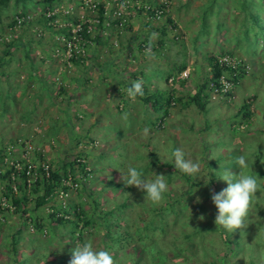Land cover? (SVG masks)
<instances>
[{
  "label": "rangeland",
  "instance_id": "1",
  "mask_svg": "<svg viewBox=\"0 0 264 264\" xmlns=\"http://www.w3.org/2000/svg\"><path fill=\"white\" fill-rule=\"evenodd\" d=\"M42 1L35 0L38 5L26 3L23 9L10 0L7 8L0 9V169L9 164L3 161L2 153L19 138L31 137L34 144L43 150V159L50 162L53 168L65 164L77 154L84 155L85 165L93 177L90 179V174L87 179L81 178L78 190L70 193L65 204H79L91 224L81 230L78 238L77 233L72 234L70 215H66L68 219L62 223L57 222L66 211L60 208L58 197H51L47 205L36 208L37 195L27 196L22 190L13 195L7 193L5 198L12 210L3 214L4 225L0 227V264H69L72 248L81 243L105 249L108 239L103 222L112 224L111 232L128 239L124 242L125 246H117L120 252L116 263L131 264L126 261L129 256L136 258L137 251L147 250L156 240L166 257L165 264H248L247 260L252 257L256 264H264V243L260 242V239L264 241V190L261 189L264 180L260 181L262 186L255 193L247 221L251 222L249 227L242 226L234 233L215 225L216 209L210 198L226 187L215 173L219 167L240 171L234 169L236 156L244 154L253 161V173L259 168L264 169V142H259L261 137L264 140V134L258 131L264 127V118H261L263 105L259 104L264 103V40L259 39L252 46L236 41L242 35V26L248 23L245 21L247 5L243 4L244 0H216L212 4L211 0H169V15L185 31L186 41L174 43L164 40L159 44L158 32H150L145 36L154 49L150 55L143 53V57L131 45L121 55L114 51L107 55L87 52L84 58L78 57V62L74 64L76 67L70 69L66 66L68 58L64 42L59 39L61 36L47 28V21L41 20L44 17L40 18L47 6ZM245 2L249 4V10L261 14L264 20V1ZM73 3H76L75 0H56L48 6H62H59V12L67 16L64 10L71 8ZM20 15L28 16L29 21L26 17L24 21L16 19ZM78 16L84 18L81 12ZM66 22V18L61 16L58 23L50 27L58 29V25ZM157 24L158 21L150 27L157 28ZM138 25L140 30L143 23ZM254 32L250 31L248 36L252 38ZM194 38H197L195 45ZM12 40L18 42V46L3 55L6 44ZM156 47H159L157 51ZM193 47L198 55H195ZM220 47L223 52L236 53L248 61L249 74L236 88V101L231 106L218 103V106L207 104L200 108L189 99L202 82L205 64L201 60L205 53L222 52ZM93 49L98 52V49ZM105 59L111 61L110 70L121 72L124 77L151 66V75L144 73L143 81L148 95L163 89V79L177 72L181 65L189 68L186 81L174 83L172 87L176 90L175 96L182 101L170 108L161 129L151 127L155 117L150 103L145 105L136 97H129L124 85H113L114 80L110 77L103 79L107 88H102L98 80L103 74L94 66ZM80 60L82 63H79ZM58 75L61 78L57 77V81L66 87L65 93L70 96V101L63 100V94L51 100L49 92L28 88L39 79H51ZM73 79H79V83L75 85ZM127 80L131 81L130 78ZM256 91L260 96L249 108L253 114L251 120L241 115L233 120L240 111V102L248 100ZM12 98V106H8L7 99ZM67 102L73 104L68 113L72 117L67 116L65 111ZM145 110L150 111L149 114L152 112V118ZM2 111H5L3 115ZM21 116L31 124L21 125L24 121ZM249 121L253 128L247 129L245 124ZM70 123L73 124L71 130L74 135L68 132ZM40 125L45 126L48 132L41 135L35 133L37 128L45 131L44 127H37ZM230 131L232 137L229 138ZM248 133L256 137L252 139L253 145L245 140V136L252 137ZM77 137L80 138L78 142ZM226 143L228 148L224 147ZM241 143L244 144L239 145ZM174 147L182 148L186 158L200 162V178L186 175L174 167V161L170 159ZM119 164L123 167L117 168ZM129 164L138 167L149 179L154 178L151 172L165 176L168 190L162 200L153 203L143 194L139 197L143 192L133 186L116 187L123 184L120 173ZM4 184L6 181H0V186ZM191 185L192 188H189ZM12 199L19 202L20 207L15 206ZM94 202L98 207L93 208ZM125 202H131L132 207L117 211ZM168 204H174L177 221L174 214L167 212L168 226L164 232L154 235L148 232L145 236L144 225L152 220L154 223L160 221V213L164 215L168 210L161 209L169 208ZM110 211L112 215L108 213ZM226 237L230 240L242 238L245 244L241 245V249L245 257L242 253L238 256L231 251L234 246L223 242ZM178 251L177 257L174 256Z\"/></svg>",
  "mask_w": 264,
  "mask_h": 264
},
{
  "label": "clouds",
  "instance_id": "2",
  "mask_svg": "<svg viewBox=\"0 0 264 264\" xmlns=\"http://www.w3.org/2000/svg\"><path fill=\"white\" fill-rule=\"evenodd\" d=\"M89 1L93 2L97 7L95 13H96V20H98V23L94 25V27L90 33H86V27L88 26V24L86 22H88V20L91 18V13L86 8V5H87V3H89ZM104 1H108V0H78V1L75 0L76 3L75 4L73 3L74 5H72L71 8L64 10V11H66L65 13L67 16H65V14H63L62 12H59V10H60L59 6L60 5L59 6L53 5V7H51V8H50V6H48V7L45 6L46 7L45 10H43V12H41L42 16H40V18L44 17L41 20L47 21V28L50 30H53L56 35H58V36L60 35L61 38L67 39V38H69V36L73 35L72 29L74 28V25L77 24L78 22H82V27L84 28V30L81 32H78L76 34L81 35V37H82V35H86L88 38H90V40H89L88 38L84 39L82 37L85 41L84 52H83V54L78 53L77 54L78 56L75 55V57L70 59V61H67V62H70L69 67L66 64V66L69 69L72 66H75L74 64L78 62V57L84 58L85 53H87V52H89V54L91 52L96 53V54L102 52V53H105V55H107L110 51H114L116 54H119V55L123 54V52L125 50L123 52H121V46L125 40V36H123L122 33H126L123 30L126 29L128 26H131L130 32L131 33L134 32L133 30H135V32H137V28L139 30L138 23H140V24L143 23V26L140 29V31H143V30L149 31L150 30L149 33L150 32L151 33L152 32H156V33L158 32L157 37H159V39H160L159 44H162L164 40L172 41L174 43H177V42L183 43L184 41H186L185 31H183L182 28L177 26V24L175 22H173L172 18L169 15V9H170V4H169L170 1L169 0H154V1H152V0H129L128 8L122 14L121 19H116L115 17L110 15L111 14V8H108L106 10L107 13L104 14V11H105ZM108 2H110V1H108ZM60 7L62 8V6H60ZM66 8H68V7H66ZM74 9H76L77 11L74 12ZM68 10H69V12H68ZM51 12L55 13V15H54L55 18L53 19L52 24L49 23L51 21V18L48 19L46 17V13H51ZM77 12L83 13L84 18L82 16L80 18V16H78ZM157 15H159V17H156ZM61 16L63 18H66L67 22L58 25L59 26L58 29L51 28L50 25L54 26L55 25L54 23H58V19ZM24 17H26V21H29V18H27L28 16H21L20 15L19 17H16V19L21 18V20H23ZM162 20H164V21L162 22ZM169 20L171 21L170 23H169ZM157 21H158L157 28L150 27L151 24H154ZM18 23H21L20 20H18ZM135 25L137 26L136 29L133 28ZM148 26H149V28H147ZM61 29L63 30V34L59 33V31H58ZM153 35H155V34H153ZM59 39H60V37H59ZM195 39L196 38H194V40ZM147 40H148V38H146L145 36L142 37V35L140 34V37L135 38L133 40V42H131V44H129V45L133 46L136 49L137 53H140L142 56H143V53L146 55H150L154 49L149 46L150 43H148ZM194 40H193V45H195ZM129 45H127L126 48ZM93 48L98 49V52ZM158 48L159 47H156L155 50L157 51ZM64 49H65V45H64ZM193 49H194V53H196L195 55H198L199 52L194 47H193ZM220 49L222 50L221 47H220ZM207 54H213L217 68L221 71L220 75H222L223 72H230V73L234 74V79L232 81L233 87L229 91V93L231 92L233 99L236 98V91H237L236 88L240 87L239 85H240V83H242L244 81L243 79L246 77V74H249L250 68L248 65V61L243 60L244 58H241L236 53L233 54L231 52H223V50H222V52L218 51L215 53V51H213V52L205 53L204 59L201 60L205 64V72H204V75L202 77V82L198 86L197 90L194 92L193 96L196 93L203 90L201 93V98H202V101L204 102L203 104H205V105H207V104L213 105L214 104V105L218 106V103H220L222 106H231L233 103H235V102H233V100H230L228 102L224 101L226 99L224 94L227 92L218 93L216 95L213 94V91H212L213 87H211V84L215 83L217 78L220 75L215 77L214 79H212L213 68L211 67L209 62L205 59L207 57ZM246 55H247V53H246ZM143 57H145V56H143ZM223 57H228L230 59H233L235 62H237L236 69L232 70V69L220 68L218 65L219 64L218 60L220 58H223ZM134 59L136 62V57ZM96 60L98 61L99 59L97 58ZM105 60H103L102 62H98L97 64H99L101 66H103V64H110V67H111L112 66L110 63L111 61L108 59H105ZM79 63H82V60H80ZM118 63H120V61H118ZM137 63H139V62H137ZM182 66H184V65H182ZM149 68H151V66H149L148 69H146V70L141 68V70H139L136 73L142 72L141 74L145 73V74L151 75V69L152 68L151 69H149ZM136 69H138V68H136ZM189 73H190L189 68L184 67L180 71L177 70V72H174L173 74H169L165 79H163L165 82L164 88L163 89L161 88V90H157V91L164 92L166 94V96L168 94V95L173 96L174 98H178L174 94V92L176 90H174V88H172V87H173L174 83L186 81L185 79L188 78ZM57 77L59 79L61 78L60 75H58V76L52 77L51 79H39V81L34 82V84L30 85V87L28 86V88L32 89L34 87L36 89L35 91H41L42 93L49 92L51 94V100H52V98H54V96L56 97L59 94H63V96H64L63 100L70 101L68 99V98H70V96L68 97V95H66V93H65V92H67V90L65 89L66 87L64 86V84L62 85L61 83H59V81H57ZM135 77L137 78V80L133 81L130 84V86L127 87V94L131 98H135L137 96H142L143 91L146 92L145 88L143 87V80L140 79V74L136 75ZM207 78H208L207 87H205L203 89L205 79H207ZM75 85H77L76 82H75ZM156 86H158V82H156ZM145 95H148L147 92L145 93ZM193 96H191V97H193ZM13 98L11 100L7 99L9 101L8 106L9 105L12 106ZM258 99H256V100H258ZM63 100H61V101H63ZM191 102L196 105V103L194 101H191ZM201 103L202 102H199L198 104H201ZM261 103L263 105L261 118H264V103L263 102H261ZM175 104H176V102L171 101L170 105H168L169 107H165V108L163 107L160 109L158 108L157 112H155L153 110V108L150 107L153 110V113L152 112L151 113L153 114V117H155V120L152 122L151 127L161 129L164 126L165 118L168 116L170 108L172 106H174ZM72 107H73L72 102H67V105L65 107V111L67 113V116L72 117V115L68 114ZM6 109H8V108L6 107ZM165 109H167V114H166V116H163V111ZM145 111H146V113H148L149 117H151V113L149 114L150 111L149 112H147V110H145ZM21 118L24 119V121L21 122V125L28 123L27 118H24L23 116H21ZM251 118H250V120H251ZM233 119H234V117H233ZM71 122H72V120H71ZM28 124H31V123H28ZM72 125L70 123L67 128L72 129L73 128ZM37 127H44V129H45V131H41V128L40 129L37 128L35 130V133H37V134L40 133V135H41L43 133L48 132V130L46 129L45 126L40 125ZM241 128H243V127L241 126ZM245 128H247V129L253 128L250 121L245 124ZM258 131L261 132L262 134H264V127H260V129H258ZM85 136H87V135H85ZM249 136H252V135L249 134ZM41 137L43 138V136H41ZM250 138L253 140L256 139L255 136H252ZM19 140H20L21 144L25 141H29L34 146V148L40 149V146L39 145L36 146V144H34V142L32 141L31 137L30 138H19L16 141H14L12 144H9L7 146V147L15 146L18 154H14V156L17 158L20 156V149H21L19 146H16V144H17V142H19ZM245 140H246V138H245ZM78 141L79 140H77V142ZM262 141L264 142L262 137L259 138V142H262ZM88 142H91V140L88 139ZM242 144H244V143H241L239 145H242ZM5 147L6 146H4V148ZM70 147L72 148V146H70ZM211 148H214V147H211ZM2 154L4 156L2 159L5 162L4 158H6V156H7L6 151L3 152ZM42 159H43V156H42ZM170 159H172L174 161V167L176 169H178L180 172H182L186 175L193 176L195 178H200V175H199L200 174V167H201L200 162L195 161V160L190 159V158H186V153L182 148L174 147L171 150ZM44 161H46V160H44ZM46 162H48V161H46ZM48 163L50 164V162H48ZM121 164H122V162H121ZM121 164H119V166L117 168H122L123 166ZM235 164H236V166L233 165L234 169L240 170V171L234 172L233 169L230 167H224V168L219 167V169L215 171V173H217V178L222 180L226 184V187H224L218 193H213L210 197L211 202L216 209V215H215V219H214L215 225H218L220 228H222L226 232H231V233L234 230L241 228L242 226L247 225L249 227V224L251 222H247V221L249 220L250 212H251V209L253 207V200L256 197L255 193H257L262 186L260 181L264 180V178L258 179L257 175L251 171V168L253 167L252 166L253 161H250L246 155L241 154V155L236 156ZM258 164H260V163H258ZM262 167H263V165H262ZM53 169H54L53 173L57 174V175H59L57 172H59V173L61 172V174H62L65 172L66 169L70 170L74 176V179L76 181H78V186L82 182L81 178L87 179V177L91 174L90 169L88 168V166L85 165V156L80 155V154H77L75 156V158H73V159L67 161L65 164H61L57 168H53ZM111 172H114V171H111ZM10 173H11V170H10L9 164L8 165L5 164V166L2 167V169H0V175L4 176L2 178L0 177V181H6V184H4L3 186H0V187H3V188L5 187L4 191L5 190L7 191V192L5 191L6 198H7V193H10L11 195L14 194V193H11V188H10L11 186L9 185L10 181L8 178H9ZM151 174L154 178L149 179L148 177H146L142 173V171L140 169H138L136 166L129 164L126 166L125 170L120 173V179L125 186L136 187L138 190H141L144 193L145 198H147L148 200H150L153 203H157L163 199L164 194L167 192L168 183H167L164 175L154 174L153 172H151ZM92 177L93 176L91 174L90 179ZM187 180H188V178H187ZM20 184H21V182L17 184V186H18L17 190L18 191L22 190L24 193V190L22 188V184H21V187H20ZM38 186H39V184H38ZM189 188H192V185L189 186ZM261 189L264 190V187ZM45 190H46V185H44L42 187L41 191L39 190V188H37L36 190L33 191L32 195H37L36 201L40 196L45 194ZM77 190H78V187L76 188L75 191H77ZM75 191H73V192H75ZM69 196H70V194L68 195V197L66 199H68ZM50 198L51 197L49 195L46 196L45 204L39 206L36 202L35 207L40 208V207L47 205V202L49 201ZM66 199H65V203H66ZM11 201H13V199ZM60 202L61 201H59V203ZM13 203H14V201H13ZM65 203L63 206L60 204V208L61 209L65 208L66 211L63 212L65 214V216H62V218H60L59 221L62 222L63 220L68 219V216H66V215H70L72 220H69V221L75 220L76 223H78L77 229L74 230V232H72L73 235L75 233H77V237H78L81 230L85 229V228H84L82 222L77 221L75 219V216H73L71 213H69L70 210L72 208L74 209L75 205H77V204L67 205ZM92 206H93V208L98 207L97 202H94L92 204ZM75 209L77 211H79L78 208H75ZM50 211H52L51 208H50ZM5 213L6 212L2 213V219H3V214H5ZM3 223H4V219L0 223V227L4 225ZM24 225L26 226L28 224L24 223ZM87 226H85V227H87ZM258 228L261 229L260 225ZM241 234L243 235V234H245V232L241 233ZM260 242H261V244L264 243V241L261 239H260ZM69 264H116V260L114 259L112 253L109 250L103 249V248L102 249H96V248H93V246L91 244L84 242V243H81L79 246H75L72 248L71 260L69 261Z\"/></svg>",
  "mask_w": 264,
  "mask_h": 264
},
{
  "label": "trees",
  "instance_id": "3",
  "mask_svg": "<svg viewBox=\"0 0 264 264\" xmlns=\"http://www.w3.org/2000/svg\"><path fill=\"white\" fill-rule=\"evenodd\" d=\"M55 1L56 0H43L42 2L45 3L47 5V7H48V4H51V3L55 2ZM262 1H264V0H262ZM9 2H10V0H0V9H5V7L7 8L8 5H9ZM14 2H15L16 5H21L23 7V9L26 8V3L32 4V5L35 3V5H38L35 2V0H14ZM214 2H216V0H211L210 4H212ZM243 4L247 5L245 7V9H247L245 21H247L248 23L247 24L245 23L242 26V30H241L242 31V35H239L236 38V41L238 43L245 44L246 46H252L253 43H256L255 41H257L259 39L264 40V20L261 18V14L259 15V13H254L251 10H249V4L247 2H245V0H244ZM54 18H55V16H52L51 20H53ZM170 22L171 21L169 20V23ZM252 30H254L255 32H254V36L252 38H250L248 36V34ZM58 31H59V33L63 34V30L62 29L58 30ZM123 31L126 32V33H122L123 36H126V35L130 36V35H128V32L131 31V26H128ZM82 37L84 39L88 38L86 35H82ZM139 37H140V35L137 38H139ZM134 38H135V36H134ZM88 39L90 40V38H88ZM196 40H197V38L194 40V44H196ZM17 43L18 42H16V41L14 42V40L8 42L6 44L7 45V49L4 50L3 55H7L11 49H13L16 46H18ZM205 59L209 62V64L213 68V71H212L213 77H212V79H214L215 77L219 76L221 74L220 73L221 71L217 68V65L215 63V58L213 57V54H207V57ZM90 63H89V65H90ZM89 65H87V66H89ZM103 66L104 67H102L101 65L97 64L96 65V69L98 70V72L103 74V75H101V78L98 81H100V84H101L102 88H104V89L107 88V84L105 82H103V79H105L106 77H110V78H112L114 80L113 85H115V84L116 85H121V86L124 85V87L126 89H127L128 86H130V84L133 81L137 80V78L135 76L138 75V74H140V78L143 81L145 80V75L141 74L142 72L141 73L134 72V73L129 74L130 76H127V77L125 76L124 77L121 74V72H114V70H110L109 69L110 64H103ZM183 68H184V66L181 65L177 69L180 71ZM128 78H130L131 81H128L127 80ZM81 79L82 78H80V80ZM77 83H79V79L77 80L76 84ZM207 83H208V78L205 79L203 89L205 87H207ZM115 89H116V92L118 93V90H117L116 87H115ZM202 91L196 93L193 97H191L190 98L191 100L189 99L190 101H194L196 103V105H198V107H200V108H204V106H205V104H203L204 102L202 101V98H201ZM145 93L146 92L143 91V95H145ZM143 95L142 96H137L136 98L138 99V101L142 102L145 105L150 103L151 107L153 108V110L155 112H157L158 108L160 109V108H163V107L164 108L165 107H169L168 105H170L171 101L178 102V103L182 101V98H180V97L174 98L173 96L168 95V94L166 96V94L164 92H159V91L154 92L153 94H150V95H145V96H143ZM236 95H237V93H236ZM224 96L226 97V99L224 100L225 102H228L230 100H233V102L236 101V98L233 99V97L231 95V92L230 93L229 92L225 93ZM258 98H259V95H258V93L256 91V93L253 96H251L250 98H248V100L243 99L240 102V104H239V110L240 111H239V113H237V115L234 117V119H237L239 117V115H241L245 119H250L253 114H251L249 108H250V106H252V103H254L255 99H258ZM199 102H202V103L198 104ZM185 104L188 105L187 102H185ZM259 104L262 105L261 102ZM3 113H4V111H2V115H3ZM166 114H167V109H165L163 111V116H166ZM233 130H234V133H235L236 130L235 129H233ZM68 132H69L70 135H74L71 129ZM228 134H229V138L232 137V132L231 131ZM245 138H246V136H245ZM246 139L248 140L249 145H253L254 144V141L250 137H248ZM77 140H80V138L77 137ZM223 140H224V137L221 138V141H223ZM229 141L231 143L230 139H229ZM225 146L228 147L227 143L224 144V147ZM168 167H171V166H168ZM254 174L257 175L258 179H263L264 178V170H262L261 168H259L258 171L254 172ZM0 177L2 178L4 176L0 175ZM51 177H52L51 180H53L55 182L60 179L59 178L60 176L57 175V174H54V173L51 175ZM123 185L124 184H117L116 187H121ZM52 188H53L52 185H46L45 194L40 196L37 199V201H36L39 206L45 204V198H46V196H48L52 192ZM142 194L144 195V193H140L139 197ZM23 200H25V199L23 198ZM175 202L176 201H174V203ZM14 204L17 207H20V203L19 202L14 201ZM132 205L133 204L131 202L130 203H126V202L122 203L117 208V211H119V209H120V211H123L125 209H129V208L132 207ZM168 205L170 206L169 208H165L164 207V208L161 209V211H163L164 209H168V210L164 213V215H162V213H160V216H159V218H160L159 220L160 221L154 223L153 220H152L150 223L147 222L146 226L144 225L143 229L146 231L145 232V236L148 235L147 234L148 232L152 233V235H154L156 232H158V233H161V232L163 233L164 232L165 228L168 226V219H167V215L168 214H167V212H170V213L174 214L175 215V222L177 221V217L176 216H178V215L176 214L175 208L173 207L174 204H172V205L168 204ZM75 208H78L79 211H77ZM75 208L74 209L72 208L69 213H71L73 216H75V219L77 221L82 222L84 227L89 225L91 222L87 220V218L85 217V215L81 211L80 205L79 204L75 205ZM108 213L111 214V215L113 214V212H111V211L108 212ZM57 222L58 223H62L59 220H57ZM71 225L73 227V230H76L77 227H78V223H76L75 220L72 221ZM102 226H103V229H104L105 237L108 239L106 241V243H105V249L109 250L112 253V255H114V259L117 260V258L119 257V252H120V251L117 250V246H125L124 242L128 241V239H127V237H124L122 235L117 234V232L116 233L111 232L112 231V224L111 223L103 222ZM237 233L238 232H236L235 234H237ZM187 237L188 236H185L186 239H187ZM188 239H189V237H188ZM241 239L242 238H236L234 240V238H233V239L230 240L229 237H226L223 242H225L229 246H231V245L234 246V248L231 249V251L233 253H236L239 256V255H241V253L243 251V248L241 249V245L245 244L244 242L241 241ZM159 246H160V244L157 243L156 240H153L152 244L147 248V250L140 249L139 251H137L138 253H137V257L136 258L131 259V257L129 256V258L126 259V261H128L131 264H165L166 257L161 252ZM257 246H258V243H257ZM263 251H264V248H263ZM179 253H180V251H178L177 253H174V256L177 257V255ZM253 253H255V251H253ZM242 256L245 257L243 253H242ZM247 257H249V256H247ZM247 261H248V264H256V261L254 260L253 257L250 258V260H247ZM116 264H122V263L117 262Z\"/></svg>",
  "mask_w": 264,
  "mask_h": 264
},
{
  "label": "built area",
  "instance_id": "4",
  "mask_svg": "<svg viewBox=\"0 0 264 264\" xmlns=\"http://www.w3.org/2000/svg\"><path fill=\"white\" fill-rule=\"evenodd\" d=\"M110 1V2H108ZM104 1L105 11L108 8H111V16L116 19H121L122 14L127 10L129 5V0H108ZM86 8L91 13V18L86 22L88 26L86 27V33H90L95 24L98 23L96 20V5L89 1L87 3ZM55 13H46V17L50 19L54 16ZM107 16V15H106ZM156 17H159L157 15ZM123 21V20H122ZM82 22H78L74 25L72 29L73 35L69 36V38H60L65 44V51L67 54V61H70L75 54H83L85 41L81 37V35H77L76 33L83 31ZM219 67L223 69H236L237 62L228 57H223L218 60ZM68 67L70 66V62H67ZM234 74L230 72H223L220 75L216 82L211 84L213 87V94L216 95L218 93L229 92L233 87ZM16 146H19L20 156L17 158L14 154H18L15 146H9L6 149V158H4L6 163H9L11 173L9 174V185L11 186V193H17V184L21 182L22 188L24 190L25 195L30 196L33 194V191L39 188L42 190L44 185H52V192L49 194L50 197H58L60 204L63 206L65 203V199L68 195L75 191L78 187V181L74 179L72 172L68 169L65 170L64 173L57 172L60 175L59 181L51 180V175L54 172L52 166L42 159L43 151L41 149H36L29 142L25 141L21 144V142H17ZM9 161V162H8ZM39 184V186H38ZM5 188V187H4ZM3 187H0V223L3 221L2 213L6 212V210H12L10 208V204L7 203L5 191ZM7 192V191H6ZM28 224V223H27ZM29 226V224H28Z\"/></svg>",
  "mask_w": 264,
  "mask_h": 264
},
{
  "label": "crops",
  "instance_id": "5",
  "mask_svg": "<svg viewBox=\"0 0 264 264\" xmlns=\"http://www.w3.org/2000/svg\"><path fill=\"white\" fill-rule=\"evenodd\" d=\"M133 28L136 29L137 26L135 25ZM133 31L134 32H132V34L130 36H127V35H126L127 37L125 36V40H124V42L122 43V46H121V52L126 50V46L131 44V42H133V40L135 38H137L140 34L142 35V37L149 35V31H144V30L140 31V30H138V28H137V32H135V30H133ZM134 36H135V38H134ZM96 62H97V60H96ZM93 64H95V63H93ZM96 65L97 64H95V66H94L95 69H96ZM102 67H104V66H102ZM75 79H77V78H75ZM75 79H73V83L77 82V80H75Z\"/></svg>",
  "mask_w": 264,
  "mask_h": 264
}]
</instances>
